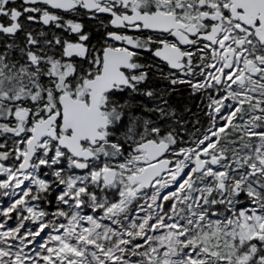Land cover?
Masks as SVG:
<instances>
[{"label": "snow or ice", "instance_id": "obj_1", "mask_svg": "<svg viewBox=\"0 0 264 264\" xmlns=\"http://www.w3.org/2000/svg\"><path fill=\"white\" fill-rule=\"evenodd\" d=\"M0 264H264V0H0Z\"/></svg>", "mask_w": 264, "mask_h": 264}, {"label": "trees", "instance_id": "obj_2", "mask_svg": "<svg viewBox=\"0 0 264 264\" xmlns=\"http://www.w3.org/2000/svg\"><path fill=\"white\" fill-rule=\"evenodd\" d=\"M170 103L185 119H191V114L186 112L185 108L190 107L193 113L196 112L198 100L189 97L186 91L180 90L170 98Z\"/></svg>", "mask_w": 264, "mask_h": 264}]
</instances>
